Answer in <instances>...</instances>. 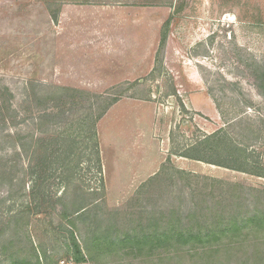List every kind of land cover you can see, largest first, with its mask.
Segmentation results:
<instances>
[{"label": "rangeland", "instance_id": "374dc122", "mask_svg": "<svg viewBox=\"0 0 264 264\" xmlns=\"http://www.w3.org/2000/svg\"><path fill=\"white\" fill-rule=\"evenodd\" d=\"M262 74L264 0H0V102L19 111L0 139V264L74 261L66 229L84 264H264ZM65 88V114L40 119ZM16 132L80 135L79 181L51 178L42 203L25 176L38 139ZM200 140L248 171L181 156ZM81 187L87 214L65 218Z\"/></svg>", "mask_w": 264, "mask_h": 264}, {"label": "trees", "instance_id": "16d2710c", "mask_svg": "<svg viewBox=\"0 0 264 264\" xmlns=\"http://www.w3.org/2000/svg\"><path fill=\"white\" fill-rule=\"evenodd\" d=\"M169 24L170 23L168 22V25ZM263 75L264 74H262V76ZM258 87L262 89L261 94H263L264 96V84L259 85ZM7 91H8V88H7ZM63 91L64 92L62 94L61 92L60 94L58 93L59 95L58 96L56 95L54 99L52 96L50 98V101L55 103L54 107L56 108V114H53V112H50V114H48L47 112L41 111L39 112L40 119H46L47 117H51L52 120L53 119L57 120L60 117H62L63 114H65V110L61 108V104L64 102L63 98L64 97L68 99L73 98L71 95H69V92H73L74 90L65 88ZM43 98H39V100ZM57 99H59V101ZM112 104H114V102L109 103L102 113L97 115L95 119L93 118V123L91 125V127L93 128L91 129V133L88 136L86 135L85 138L98 139V135L96 131V124H97L96 122L105 114L108 107L111 106ZM9 113H13V114L10 117H8ZM18 115H19V111L12 108V103L10 99H7V101L0 102V139H3V136H2L3 134L1 133L4 128L3 125L5 124V127H6V124H8L9 118H14V122H15V118ZM41 123L42 122L40 121V124ZM83 128H84V123H83ZM47 134L42 133V135L36 138H33L29 134H24L23 132H16L14 136L12 134H8V136L11 137V139H38V142H39L38 155L34 158L35 163H32L28 166V170L25 172V176L30 175L32 177V185H33L32 190H40V194L38 195V197L41 198L42 203L47 201L46 199L50 196V192L47 193V189L49 186L48 185L49 180L51 178H55V179L59 178L60 182H64L67 188L75 183L74 180L79 181V178H78L79 170L78 169L80 168L79 166H80V163L82 162V159H80L77 165L75 166V168L70 166V161H71L70 153L73 152V150L77 149V145H78L77 139L80 138V135L71 136V135H67L63 133H55L53 135H47ZM202 142L204 141L200 140L196 142L195 144L190 146L187 150H185L183 153H181V156H184L190 159L199 160V161H204L210 164H215V165H219V166H223L227 168L236 169V170H243V169L246 170L247 169L246 167L244 168L243 166H240V165H233L229 163L227 160L218 161L210 156H207L206 154H203L204 153L203 150L198 152L197 147L200 146ZM19 143H21L19 145L21 149L23 151H26L25 142L20 141ZM90 145L91 147L97 148L95 152V155L97 156L99 153L98 141L92 142L88 140L86 144V149L89 148ZM203 148H206V147L203 146ZM16 153L20 155V152L18 150H16ZM81 157L83 158L84 156H81ZM97 159L100 161L99 157H97ZM99 168H100V165H99ZM252 173L261 175V173H257L256 171H253ZM81 189H83V193H80L78 196L76 194V197H75V198L79 197V199H81L80 203L75 202V205L71 210H69L68 208H65L63 212V216L65 218L74 216L75 218H73V220L82 219V217H84L87 214L86 209H87V206L90 200L88 196L91 192L85 191L84 188L82 187ZM39 208H40L39 204L36 205V210H39ZM263 215L264 214L262 213L260 214H258L257 212L253 213L252 215H250V220H256V221L259 220L260 222H263L264 221ZM73 220H71V222ZM230 222L232 223L233 220ZM66 230L69 232L70 237H71V247L73 248L74 254H75L74 261L77 263L86 262L85 255L82 251V248L79 242L76 239L74 230L73 229H66ZM197 233L198 234L193 232V233H188L187 235L178 233L177 242H186L188 240V236L195 238L198 241H204L207 236L212 234L210 230L205 231V233H202V234L200 232H197ZM111 241H112L111 239L105 238L104 235L96 236L95 237V242H96L95 248L100 251L103 250L105 247L110 248V245L114 243V241L113 242ZM103 243L105 245H103ZM86 248L89 250V254H92L91 249H89V244L86 245Z\"/></svg>", "mask_w": 264, "mask_h": 264}, {"label": "built area", "instance_id": "2783aa9c", "mask_svg": "<svg viewBox=\"0 0 264 264\" xmlns=\"http://www.w3.org/2000/svg\"><path fill=\"white\" fill-rule=\"evenodd\" d=\"M60 264H77L75 261H72V260H61L60 261ZM84 264V263H82Z\"/></svg>", "mask_w": 264, "mask_h": 264}]
</instances>
